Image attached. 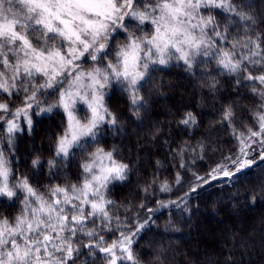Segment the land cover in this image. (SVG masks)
Here are the masks:
<instances>
[{
	"label": "snow or ice",
	"instance_id": "1",
	"mask_svg": "<svg viewBox=\"0 0 264 264\" xmlns=\"http://www.w3.org/2000/svg\"><path fill=\"white\" fill-rule=\"evenodd\" d=\"M253 7L248 0H0V201H20L14 218H0V264H78L81 257L84 264L100 258L142 264L135 245L154 213L173 205L187 210L190 193L211 180H232L256 165L257 156L264 162V30ZM173 61L189 72L203 64L209 77L225 76L237 90L251 87L259 103L240 125L238 106L223 108L221 123L236 147L207 177L193 173L183 206L141 203L145 216L121 218L111 211L110 194L128 180L131 167L115 149L99 146L102 127L114 128L119 120L106 103L107 90L118 85L139 118L154 71ZM219 83L213 79L209 90ZM54 111L65 120L46 161L49 174L58 175L77 154L79 172L75 183L41 190L14 171L16 137L33 131L34 117ZM180 124L196 126V116L186 112ZM189 147L205 150L199 143L178 151ZM44 163L39 156L31 160L34 170ZM170 190L166 181L160 184L161 192ZM157 259L163 261L162 253Z\"/></svg>",
	"mask_w": 264,
	"mask_h": 264
},
{
	"label": "trees",
	"instance_id": "2",
	"mask_svg": "<svg viewBox=\"0 0 264 264\" xmlns=\"http://www.w3.org/2000/svg\"><path fill=\"white\" fill-rule=\"evenodd\" d=\"M248 2L254 6L251 11L257 16L258 28L264 30V24L259 23L264 20V0ZM214 67L213 64L211 68ZM210 70L201 64L189 72L177 61L167 68L157 67L153 83L143 93L147 104L139 118L130 111L126 93L117 86L109 88L106 103L119 120L114 128L102 127L99 146L115 149L117 158L131 167L128 180L112 186L114 214L131 218L139 213L143 217L147 208L140 210L141 203L156 208L159 201H176L183 206L184 194L195 183L193 173L207 177L236 147L231 133L221 123L222 110L227 105L238 106L236 122L240 125L244 117L246 124L259 100L251 87L237 90L225 76L213 73L209 77ZM213 79L220 82L215 92L208 87ZM189 111L196 116V126L180 124ZM64 120L61 111L34 117L33 131L16 137L13 168L18 175H31L41 190L49 183L76 182L79 154L68 167L61 166L58 175H50L46 164L54 153V138ZM199 143L205 146L203 152L199 148L193 152L191 147L185 153L178 151L184 145L194 147ZM36 156L45 163L34 170L31 160ZM177 173L181 176L179 184ZM165 181L171 190L161 192L160 184ZM146 185H151L147 193ZM186 199L187 210L173 205L153 214L152 225L135 245L142 264H264V162L258 156L256 165L246 172L232 180H211ZM19 210V200L0 201V218H14ZM169 222L171 226L166 227ZM158 253H162V262L157 259ZM86 259L81 257L78 264H84ZM96 264H104L103 259H97Z\"/></svg>",
	"mask_w": 264,
	"mask_h": 264
},
{
	"label": "rangeland",
	"instance_id": "3",
	"mask_svg": "<svg viewBox=\"0 0 264 264\" xmlns=\"http://www.w3.org/2000/svg\"><path fill=\"white\" fill-rule=\"evenodd\" d=\"M114 86H117V87H119L118 85H114ZM112 88V87H111ZM108 91H110V89L109 90H107V92ZM62 112V111H61ZM81 115H83V112H81ZM54 140H55V138H54ZM21 165H22V162L20 163V167H21ZM14 171H15V173H16V175L17 176H19L18 174H17V171H16V167L14 168ZM29 176H31V175H29ZM39 182L38 181H36V183L35 184H38ZM14 210V209H13ZM19 212V211H18ZM14 213H16V211L14 212Z\"/></svg>",
	"mask_w": 264,
	"mask_h": 264
}]
</instances>
